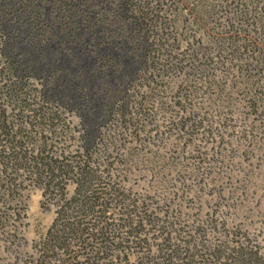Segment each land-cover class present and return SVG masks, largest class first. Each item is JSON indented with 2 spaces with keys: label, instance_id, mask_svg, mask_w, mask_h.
Wrapping results in <instances>:
<instances>
[{
  "label": "trees",
  "instance_id": "1",
  "mask_svg": "<svg viewBox=\"0 0 264 264\" xmlns=\"http://www.w3.org/2000/svg\"><path fill=\"white\" fill-rule=\"evenodd\" d=\"M230 12L238 27L226 17L214 29ZM234 59L246 70L264 60V0H0V237L15 235L26 187L54 204L21 264H264L262 246L227 219L159 220L119 180L132 149L150 143L164 78L184 76L182 113L168 119L183 123L203 88L225 84L198 61ZM254 72L246 105L256 108L263 65Z\"/></svg>",
  "mask_w": 264,
  "mask_h": 264
},
{
  "label": "rangeland",
  "instance_id": "2",
  "mask_svg": "<svg viewBox=\"0 0 264 264\" xmlns=\"http://www.w3.org/2000/svg\"><path fill=\"white\" fill-rule=\"evenodd\" d=\"M238 16L215 14L210 23L214 29L224 30L229 17L235 29ZM250 27L243 24L240 29L252 32ZM198 62L210 74L208 79L226 85L221 90L215 83L203 88L187 104L183 123L171 124L168 119L182 113L174 102L185 81L176 72L164 78L160 94L165 108H159L157 126L146 125L152 134L150 143L141 145L140 151L132 149L131 164L124 166L120 184L131 198L143 199L160 210L159 220L164 213L191 221L208 215L223 217L264 250V100L256 108L246 105L251 78L264 67V60L247 70L239 59L232 61L231 68L220 62L215 67L213 62ZM222 97L231 103L228 109L221 107ZM218 115L223 122L219 125ZM70 118L78 122L75 114ZM72 190L73 184H69L68 191ZM22 200L25 215L13 223L15 235L8 240L0 237V264L28 262L33 244L53 219L54 204L40 187H26Z\"/></svg>",
  "mask_w": 264,
  "mask_h": 264
}]
</instances>
